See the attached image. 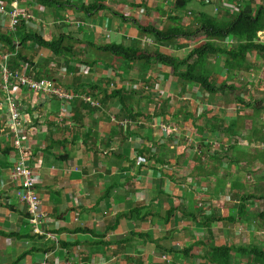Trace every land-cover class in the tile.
<instances>
[{"label":"crops","instance_id":"1","mask_svg":"<svg viewBox=\"0 0 264 264\" xmlns=\"http://www.w3.org/2000/svg\"><path fill=\"white\" fill-rule=\"evenodd\" d=\"M12 1L0 2L6 6L5 13L13 9L7 3L15 2L16 8L31 16L32 20L25 22L29 32L45 40L70 36L76 50L73 57H55L47 50L27 44L21 53L33 65L22 66L26 74L30 75L33 69L37 79L51 80L65 92L92 96L100 101L101 109L80 100L67 104L18 90L13 97L20 104L22 132L20 146L16 148L7 109L0 101V193H9V197L0 198V264H40L45 257L49 264H210L207 256L213 244L253 245L264 249L261 243L264 238L259 240L257 229L249 224L248 218H235V223L201 225L188 215H200L199 220H212L215 215L224 219L232 215L227 214L229 210L225 206L232 200L239 203L237 194L225 198L226 190L214 199L203 198L200 191L209 186L230 189L234 180L217 179L215 174L219 171L203 172L200 169L203 166L197 164L201 152L195 153L193 146L185 152L191 137L198 136L196 131L203 133L202 141L204 134L217 135L221 131L233 141L231 133L209 131L215 119L225 122L216 110H224L231 103L227 92L208 98L196 85L185 88L169 68L151 65L145 73L139 63L128 64L96 50L114 44L185 58L195 44L185 40L159 43L138 29L140 26L164 28L163 17L168 18L167 6L169 9L171 0H64L69 3L57 10L43 8L34 0ZM95 1L106 9L92 14L80 9ZM215 3L212 13L222 7ZM194 10L190 4L177 15L180 18L188 15L191 19L192 14L197 15ZM5 13L0 12V32L8 25ZM76 23L86 26L77 29ZM257 60L263 62L264 56L249 54L247 64L252 65L251 69L245 70L244 75L233 73L227 82L243 80L240 78L248 75L247 83L242 81V91L252 90V79L264 71ZM226 85L234 88L233 83ZM114 91L121 93L115 98ZM1 96L0 91V99ZM239 99L248 109V104L254 103L242 95ZM62 108L66 113L61 114ZM193 110L197 116H193ZM231 112V124L224 123L226 129L238 119L237 110L227 113ZM184 114L186 119L181 126L182 119L178 116ZM124 119L142 123L122 128L114 122ZM201 119L203 126L195 125L187 131V126ZM156 123L169 124L176 132H159ZM181 134L187 137L186 144ZM165 143L163 147L161 144ZM181 153L184 156L180 161ZM216 154L224 152L209 154V160ZM21 158L35 174L36 192L41 201L39 230L43 235L32 232L27 207L17 201L14 196L17 186L9 180L11 170ZM218 162L223 168L230 163ZM236 171L239 175L243 173L242 168ZM256 201L248 203L245 209L252 218L256 216L254 210L247 208L256 205ZM215 202L219 206L210 209ZM170 209L177 212L166 223L158 214L162 216ZM132 210L139 213L126 217ZM183 211L188 212L186 217ZM216 224L221 226L219 230L214 228ZM251 234H254L252 239ZM230 238L234 241L232 245L226 243ZM186 249H190L191 256L177 253ZM246 261L238 257L239 264Z\"/></svg>","mask_w":264,"mask_h":264},{"label":"trees","instance_id":"2","mask_svg":"<svg viewBox=\"0 0 264 264\" xmlns=\"http://www.w3.org/2000/svg\"><path fill=\"white\" fill-rule=\"evenodd\" d=\"M4 1V0H0ZM12 1V0H7ZM36 3L46 9H58L60 6L68 4L69 1L64 0H34ZM220 7L223 10L216 14L199 13L196 15L197 27L193 30L189 26L181 25V18L177 15L188 9L192 0H171L170 13L168 15L169 24L159 29L154 26L138 27L139 32L154 38L156 42L164 44H172L177 40H185L191 44L200 43L192 48L188 55L179 59L148 49H140L137 47L117 46L114 44L97 47L96 50L103 54H108L119 58L125 63L141 64L143 72H147L151 65H161L169 68L173 76L183 85H196L201 92L208 95V98L214 99L218 94H225L229 97L230 93H235L234 88L228 87L226 82L232 77L233 73H241L243 70L251 69L252 65L247 64L248 55L255 53L264 56V0H228ZM202 6H205L202 3ZM228 6V7H227ZM86 14H92L96 11L106 9L101 6L98 1L80 8ZM231 10V11H229ZM233 41V45L229 47L226 42ZM72 37L58 36L51 40H45L36 33L29 32L25 27V22H21L15 33L4 34L0 32V49H7L8 52L17 54L11 58L9 64L12 70L22 65H33L26 55L21 53V49L27 44H31L34 48L49 51L55 57H73L76 54L75 46L72 44ZM17 44V46H16ZM0 50V51H1ZM224 58V64L220 68L219 64L211 65L210 59ZM35 68V67H34ZM35 71V70H34ZM36 72V71H35ZM222 81L218 83L219 79ZM120 91H114L115 98L120 95ZM236 102L243 104V101L235 97ZM230 101V100H229ZM264 100L262 102L252 103L251 106L257 110L263 109ZM209 131H221L224 123L219 119H215V124H211ZM234 126L229 125L225 132L231 133ZM202 132V130H200ZM199 158V157H198ZM200 160V158L198 159ZM264 166V163H262ZM264 172V167H263ZM236 186V184H235ZM234 186V187H235ZM241 185H239V188ZM232 190H237L232 188ZM238 198V197H237ZM263 199L262 196L242 194L239 197V206L237 215L240 218L246 215V206L254 200ZM264 200V199H263ZM177 211L170 209L166 214H158L168 223V219ZM193 213L192 211H190ZM139 213V210H132L126 217H132ZM187 211H183L186 217ZM239 213V214H238ZM248 214V213H247ZM192 217L195 224L204 223L215 224L217 222L235 223V217L230 215L227 218L215 217L212 220H199L197 216L188 214ZM264 222V210L257 215ZM183 257L191 256L190 249L177 252ZM240 259L247 260L246 264H264V249L257 246L231 247V246H209L207 260L210 264H239Z\"/></svg>","mask_w":264,"mask_h":264},{"label":"rangeland","instance_id":"3","mask_svg":"<svg viewBox=\"0 0 264 264\" xmlns=\"http://www.w3.org/2000/svg\"><path fill=\"white\" fill-rule=\"evenodd\" d=\"M216 1L219 4L222 0H198V1L192 0L193 3H191V8L195 9L194 12L195 13L197 12V14H198V12L199 13L205 12V13L213 14L211 12V9L216 8V6H217L215 3ZM12 2H14V0ZM202 3H204L205 6H202ZM7 5L11 6L12 8L17 7L15 2H14V4L11 3V5H10V3H7ZM217 9H218V12L214 13V14H216V16L218 15V13H220V11L222 14L224 13L223 10H220L219 8H217ZM5 10H6V6H5ZM167 10L170 11V8L168 9V6H167ZM180 13H182V12H180ZM195 16L196 15L192 14L191 19L188 15H186V17L182 16L181 25L186 27L187 24L189 23V25H188L189 28H191V30L195 29L197 27V21L195 20V18H196ZM218 16H220V15H218ZM50 20H52V17L47 21H50ZM163 21L166 22L165 23L166 25L169 24V22L165 16L163 17ZM1 31L3 33H9L7 26H5L4 29ZM180 40H182V39H180ZM261 42L264 43V40H262ZM199 44L200 43L197 42V43H195V46L199 45ZM231 46H234V45L233 44L229 45V47H231ZM259 61L260 60H257L256 62H258L261 65V67L263 68L264 67V61L263 62L262 61L259 62ZM209 63H210V66L211 65H217L218 66V64H219V66L222 67L224 64V58L219 57L218 59H210ZM262 68L260 70H262ZM242 73L244 75L245 70H243ZM255 73H257V71H255ZM256 75H257V79H252L253 89L252 90H246L245 92H243L244 90L242 89V85L244 83L242 81H245L247 83V80L249 78L248 75L242 76L240 78L243 80H232L231 79L228 82H226V84L233 83V87L236 88V93H230L229 92V98H230L231 103L227 104V108H225L224 110L217 109L216 111L220 112V114H222L224 116L223 117L225 120L224 123L226 125H228V123L231 124V122H230L231 120L229 119L230 118L229 115H231V117H232V112H231V114H229L227 112H230L231 109L237 110L239 115L235 116V117H238V119L236 120L237 122L234 124L235 131L234 132L232 131L230 134L231 136H233L232 142L229 141V138H228L229 136L227 134H225V133L222 134L223 133L222 131L217 135H213V133L204 134L206 137H204L205 140H203V141H202L203 133L198 134V132L196 131L195 134L198 136H195L194 139L192 138L193 136L192 137L189 136V138L191 137L193 142L192 141H191L192 143L187 142L188 147H187V149H185V152H187L188 150H191L192 148H194L195 153H199V151L201 152V155H198V156H200L199 157L200 161L197 164H199L200 166H203V168H200L201 170L203 169V172L218 173V171H219L218 174H215L217 179H224V178L227 179L228 178L229 180L230 179L232 181L234 180V184H232L230 189H226L225 186H222L223 189H220V188L213 189L212 187H210L208 185L209 186L208 188L204 189L203 191H200L201 193L203 192L202 193L203 195H201V196H204L203 198L210 197V199H214V196L216 197L219 194L221 196L224 195L225 190H226L225 198H227V197L234 198V196L236 194H237L236 196H241L242 194H248V195H252V196L253 195L262 196V198L264 199V172H263L264 166L262 164V163H264V108L257 110L255 108H253L250 104H248V107L251 109L250 110V109L246 108L245 106H243L242 104H237V102L235 100V97L240 98L241 95L245 96L248 101L250 100L251 102H254V104L256 102H259V104H260V102H262V100H264V71L261 73H257ZM249 76L251 77L252 74H249ZM221 81H222V78L219 79L218 83H220ZM186 86L190 87L191 85H184L185 88H186ZM230 105H232V106H230ZM263 107H264V105H263ZM225 111H227V112H225ZM192 114H193V116H197V113L194 110L192 111ZM224 114H226V117ZM178 119H180V120L182 119V122L179 123L182 126L184 124L183 121L186 119V115L185 114L181 115V116L179 115ZM240 122H242V124L239 127V129L236 131V127L240 124ZM202 123H203L202 119L197 120V122H195L193 126L192 125L187 126V131H190L192 128H194L195 125H196L195 127L203 126L204 124H202ZM142 125H144V123ZM226 125L222 128V130L224 132L226 131ZM165 127L169 128V125H165ZM173 128H176L175 125L173 126ZM240 129H241V131H239ZM156 130L159 131L158 128ZM237 132H241V134L237 135ZM182 137H184V136L182 135ZM163 138H165V137H163ZM184 138H183V140L185 141V144H186V140H187L186 138L187 137H184ZM252 138L254 139L253 141H251ZM160 139H161V137H160ZM258 143H262L263 146L259 145ZM161 145L163 147H166L167 143L161 144ZM226 151H228V152H226ZM215 152H224V154H221V155L216 154L215 158L212 160L213 161V163H212V161L209 160L208 156L211 153L215 154ZM235 152H239L240 154H238L237 157H233L232 155ZM204 153H207V154H204ZM180 156H181V158L179 160L181 161L183 159L182 157L184 155L181 153ZM219 160L227 162V163H229V161H230V163H229L230 165L226 164L227 167L223 168L224 165L220 164L218 162ZM248 160H253V161L250 162ZM233 161L236 162L237 165ZM215 163H218V165H216ZM212 165L214 167H212ZM255 167H256V169H255ZM240 168H242L243 173L239 175L238 174L239 172H237L236 170L240 169ZM234 169H236V170H234ZM254 169L257 171H254ZM234 171H236L237 173H235ZM235 174H236V176H235ZM195 175H193V176H195ZM204 178H206V177H204ZM228 183H229V181H227V184ZM235 184H236V186H235ZM205 185H207V184H203V186H205ZM239 185H241L240 188H239ZM233 187L237 190H232ZM198 194H200V193H198ZM195 195H197V194H195ZM263 199L256 201L257 202L256 205H253L252 207L247 208V209H253L254 210L253 213H255V215H256V216H254V218H252L247 213L245 216H243L244 218L249 219V220H247V221H249V224H253L256 227V229H257L256 235L258 233L257 237H259V240L264 238V233L258 232L259 230L264 231V222L261 219H259V217L257 216L259 213H261L264 210V200ZM217 206H219V204L215 202L213 205L209 206V208L210 209H212V208L216 209ZM238 206H239V203L236 204L232 200L231 202H229L228 206L227 205L225 206V210H229V211H227L228 215L232 214V216H234L237 220H240L239 219L240 215L238 216L236 213L238 210ZM197 216H200V215H197ZM214 217H217V215H215ZM214 228L219 230L221 228V226L219 224H216L214 226ZM203 229L205 232H207L205 227H203ZM253 235L254 234H251V236H252L251 239L253 238ZM226 243L228 245H232L234 243L233 238L228 239ZM261 243L264 244V240H262ZM236 258H238V256H236Z\"/></svg>","mask_w":264,"mask_h":264},{"label":"built area","instance_id":"4","mask_svg":"<svg viewBox=\"0 0 264 264\" xmlns=\"http://www.w3.org/2000/svg\"><path fill=\"white\" fill-rule=\"evenodd\" d=\"M222 6H225V2H220ZM5 5L0 2V12L5 13ZM217 13L218 9H214ZM8 18V34L16 32L21 22H29L32 20L31 16L25 12L20 11L18 8H13L5 13ZM86 26V24L76 23L77 29ZM17 46V44H16ZM195 46V45H194ZM193 48V46H192ZM18 47L16 48L15 54L8 52L7 49L0 51V91L2 92L1 104L5 105L9 116V129L11 134L14 136V145L16 148L20 146V133L22 132V121L20 119V104L13 97L14 92L23 90L29 94L35 96H42L45 99H57L62 102L71 103L74 100H80L85 104L95 109H101V104L98 99L93 98L87 94L82 95L81 93L65 92L58 87L53 81L48 79H37L36 72L31 69L30 75H27L24 67L19 66L15 70L10 68V60L17 54ZM66 113L65 108H62L61 114ZM114 121V120H113ZM140 121V120H139ZM116 125L125 127H136L141 125L140 122H135L130 119H124L120 122L114 121ZM163 133H175L176 130L167 128L162 124H155ZM35 174L26 165L23 158H21L10 172L9 180L12 184H15L17 188L14 190V196L18 202L24 204L28 210V223L32 229V232L38 235H43L40 232L39 227L42 224L40 206L41 201L36 192V184L34 181ZM1 197H9L8 192L0 193ZM162 259L165 260L164 257ZM49 264L45 257L42 263Z\"/></svg>","mask_w":264,"mask_h":264},{"label":"bare ground","instance_id":"5","mask_svg":"<svg viewBox=\"0 0 264 264\" xmlns=\"http://www.w3.org/2000/svg\"><path fill=\"white\" fill-rule=\"evenodd\" d=\"M169 125V124H168Z\"/></svg>","mask_w":264,"mask_h":264}]
</instances>
